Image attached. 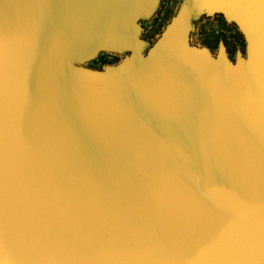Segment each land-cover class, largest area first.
Segmentation results:
<instances>
[{
  "label": "water",
  "instance_id": "1",
  "mask_svg": "<svg viewBox=\"0 0 264 264\" xmlns=\"http://www.w3.org/2000/svg\"><path fill=\"white\" fill-rule=\"evenodd\" d=\"M158 5L0 0V264H264V0Z\"/></svg>",
  "mask_w": 264,
  "mask_h": 264
},
{
  "label": "rangeland",
  "instance_id": "2",
  "mask_svg": "<svg viewBox=\"0 0 264 264\" xmlns=\"http://www.w3.org/2000/svg\"><path fill=\"white\" fill-rule=\"evenodd\" d=\"M182 1L164 0L165 3L161 5L156 14L145 22L142 38L149 42L154 41L176 13ZM191 24L192 30L189 37L192 44L207 46L213 53H216L219 41H223L233 61L238 49L245 54V42L240 31L234 24L227 23L221 15L194 17ZM124 55L102 52L95 59L87 61L83 65L93 69H102L104 65L118 63Z\"/></svg>",
  "mask_w": 264,
  "mask_h": 264
},
{
  "label": "flooded vegetation",
  "instance_id": "3",
  "mask_svg": "<svg viewBox=\"0 0 264 264\" xmlns=\"http://www.w3.org/2000/svg\"><path fill=\"white\" fill-rule=\"evenodd\" d=\"M163 3H165L164 2V0H159V5H158V7H157V10H156V12L159 10V8L161 7V5L163 4ZM180 6V5H179ZM179 6H178V8H179ZM177 8V9H178ZM156 12H155V14H156ZM154 14V15H155ZM153 15V16H154ZM150 18H152V17H150ZM150 18H148V19H142L141 21H140V24H141V27H142V32L144 31V27H145V22L147 21V20H149ZM225 47H226V45H225ZM209 48V47H208ZM210 49V48H209ZM210 51L213 53V51L210 49ZM226 51H227V54H228V56H229V58L231 59V57H230V53L228 52V50H227V47H226ZM213 54H216V53H213Z\"/></svg>",
  "mask_w": 264,
  "mask_h": 264
}]
</instances>
